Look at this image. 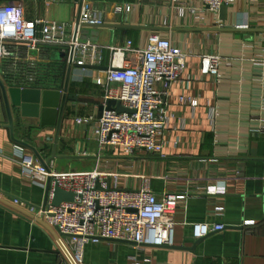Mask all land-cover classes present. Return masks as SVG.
Masks as SVG:
<instances>
[{
  "label": "crops",
  "instance_id": "1",
  "mask_svg": "<svg viewBox=\"0 0 264 264\" xmlns=\"http://www.w3.org/2000/svg\"><path fill=\"white\" fill-rule=\"evenodd\" d=\"M79 1L0 0V7L13 3L26 20L66 25L69 42L79 13L96 12L104 26L80 25L76 38L101 48L97 67L109 66L110 47L130 42L144 49L153 34L187 54L184 76L165 98L169 128L159 139L163 148L152 155L125 157L118 150L99 148L95 132L99 109L107 101L106 73L71 70L67 95L76 101L65 104L56 158L51 160L55 170L96 169L109 175L111 184L116 178L122 191H138L147 179L157 197L185 194L175 211L171 247L101 240L83 247V264H264V0H237L227 8L225 21L207 8L178 18L170 11V0H83L81 9ZM62 51L65 61L52 58ZM210 55L220 58L217 76L202 63ZM68 56V48L42 45L29 52L22 43L10 44L0 60V82L6 89L62 93ZM7 96L12 130L0 91V199L40 208L46 186L21 175L23 156L36 158L21 143L32 146L44 161L51 157L60 100L48 97L43 107L42 97L32 104L39 97L31 93L15 100L21 108ZM191 101L196 102L194 109ZM78 119L88 121L78 124ZM210 190L223 193L208 194ZM218 208L222 211L217 213ZM193 224H221L224 230L195 240ZM61 261L54 241L40 227L0 203V264Z\"/></svg>",
  "mask_w": 264,
  "mask_h": 264
},
{
  "label": "built area",
  "instance_id": "2",
  "mask_svg": "<svg viewBox=\"0 0 264 264\" xmlns=\"http://www.w3.org/2000/svg\"><path fill=\"white\" fill-rule=\"evenodd\" d=\"M237 0H170V11L178 18L195 16L201 9L217 14L222 6L229 8ZM199 5V8L197 7ZM79 25L99 27L104 25L100 15L92 11L81 12ZM167 26V22H163ZM68 28L64 24L29 21L21 7L7 3L0 7V60L7 46L22 43L29 52H36L42 45L73 48L72 64L97 66L102 61L101 48L91 42L80 43L77 38L68 41ZM109 70L106 71V100L118 101L127 112L115 110L101 113L97 120L96 138L99 148L118 150L125 157L137 153L158 154L163 148L159 139L169 128L165 98L169 88L179 82L186 70L187 54L160 34L149 37L146 48L137 49L128 42L123 48L110 47ZM205 69L214 76L220 69L216 55L202 57ZM191 80V77L185 76ZM102 85L100 80L96 81ZM118 89H110V85ZM196 107V102H190ZM214 117L210 116L213 124ZM88 120H77L78 124ZM16 149L24 153L22 146ZM21 175L32 182L46 186L50 192L44 207L35 209L24 202L10 198L7 203L32 215V224L40 227L59 251L60 264H83V247L101 240L133 243L137 246L171 247L173 244L174 216L177 205L185 194L166 193L157 197L149 189L148 180L138 191H122L116 178L97 171L57 172L53 161L42 165L32 155L26 154L19 162ZM74 194L71 203L51 206L52 189ZM208 194H222L210 190ZM4 205V204H3ZM7 207V206H6ZM9 208V207H8ZM222 209H216L221 212ZM35 219H41L45 226ZM224 230L221 224H193L195 240Z\"/></svg>",
  "mask_w": 264,
  "mask_h": 264
},
{
  "label": "water",
  "instance_id": "3",
  "mask_svg": "<svg viewBox=\"0 0 264 264\" xmlns=\"http://www.w3.org/2000/svg\"><path fill=\"white\" fill-rule=\"evenodd\" d=\"M83 0L79 1V5H80V9H81V4H82ZM226 13H227V8L225 6H222L219 10V17L222 21L226 20ZM81 14V13H79ZM79 18L80 15L78 16V19L76 21L75 24V28H74V34H73V41H75L76 36H77V32H78V28L80 27L79 25ZM82 26H87V27H92V26H88V25H82ZM104 26V25H103ZM62 48H68L69 46H61ZM72 57H73V48L70 47V53L68 56V63H67V72H66V78H65V83H64V88L62 93H54V92H50V91H44L42 94L40 91H35V90H30V89H18V88H9L6 89L4 87V85L0 82V91H1V95H2V99L4 102V107L7 113V118H8V128L10 130H12V117H11V112H10V106H9V102H8V96L11 99L12 105L13 106H20V103H16L15 100L18 99L19 96L22 97H27V95L29 94H33L36 95L37 97H39V100H33L32 104L38 105V103L40 102V98L43 101V107L47 106L45 105V100L48 97H51L53 95H55L57 97V99L60 100V107H59V111H58V116H57V126H56V133H55V138H54V149H53V153L51 155V157L49 159H47L46 161H44L40 155L38 154V152L30 145L21 143L22 146H24L25 148H27L28 150H30L34 156L38 159V161L42 164L45 165L46 163H48L49 161L53 160L56 158L55 156V150H56V144L58 142V138H59V134H60V129H61V124H62V119H63V114H64V109H65V104L66 101H76V99L71 98L70 96L67 95L68 92V85H69V80H70V74H71V70L72 68H84V69H89V70H101V71H108L109 68L108 67H97V66H85V67H79L77 65H73L72 64ZM53 59H57V60H63L65 61L66 59V53L65 52H57L54 53L52 55ZM36 97V98H37ZM23 108V107H21ZM37 107H35L36 109ZM106 110V111H110V110H115L118 113H123V112H127L126 109L122 108L121 104L118 101L115 100H107L105 105L100 107L99 109V115H98V119L101 116V113ZM46 112V111H45ZM43 111V114L45 113ZM53 114H57L55 110L52 111ZM51 186H50V181L47 182L46 187H45V201L42 207H44V205L46 204L47 201V197L49 195ZM74 194L72 193H67L64 191H61L59 188H57L56 186L53 187L52 189V200H51V206L52 207H58L61 203H71L74 200ZM0 203L4 204L5 206L9 207L10 209L19 212L21 214H23L24 216L28 217V218H33L32 215H29L27 213H25L24 211H22L21 209L7 203L6 201H4L3 199H0ZM25 203V202H24ZM28 206H31L27 203H25ZM35 209H38V207H34ZM36 222H38L39 224L44 225L43 221L41 219H35ZM107 241H112V242H125V241H115V240H107Z\"/></svg>",
  "mask_w": 264,
  "mask_h": 264
}]
</instances>
